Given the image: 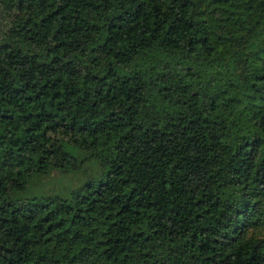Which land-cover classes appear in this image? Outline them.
I'll return each mask as SVG.
<instances>
[{
    "label": "trees",
    "instance_id": "1",
    "mask_svg": "<svg viewBox=\"0 0 264 264\" xmlns=\"http://www.w3.org/2000/svg\"><path fill=\"white\" fill-rule=\"evenodd\" d=\"M0 264H264V0H0Z\"/></svg>",
    "mask_w": 264,
    "mask_h": 264
}]
</instances>
